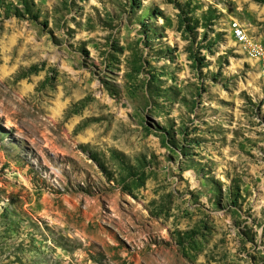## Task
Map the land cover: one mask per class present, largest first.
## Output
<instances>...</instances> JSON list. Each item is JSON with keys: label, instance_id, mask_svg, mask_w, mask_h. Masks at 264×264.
Wrapping results in <instances>:
<instances>
[{"label": "rangeland", "instance_id": "1", "mask_svg": "<svg viewBox=\"0 0 264 264\" xmlns=\"http://www.w3.org/2000/svg\"><path fill=\"white\" fill-rule=\"evenodd\" d=\"M263 0H0V264H264Z\"/></svg>", "mask_w": 264, "mask_h": 264}, {"label": "built area", "instance_id": "2", "mask_svg": "<svg viewBox=\"0 0 264 264\" xmlns=\"http://www.w3.org/2000/svg\"><path fill=\"white\" fill-rule=\"evenodd\" d=\"M232 38L235 44L244 47L250 57H256L264 62V50L260 45L252 43L246 36L244 29L238 23L231 24Z\"/></svg>", "mask_w": 264, "mask_h": 264}, {"label": "bare ground", "instance_id": "3", "mask_svg": "<svg viewBox=\"0 0 264 264\" xmlns=\"http://www.w3.org/2000/svg\"><path fill=\"white\" fill-rule=\"evenodd\" d=\"M257 63L259 64L260 68L262 69V71L264 72V62H261V60H259L258 58L256 57H253Z\"/></svg>", "mask_w": 264, "mask_h": 264}, {"label": "trees", "instance_id": "4", "mask_svg": "<svg viewBox=\"0 0 264 264\" xmlns=\"http://www.w3.org/2000/svg\"><path fill=\"white\" fill-rule=\"evenodd\" d=\"M264 1V0H263Z\"/></svg>", "mask_w": 264, "mask_h": 264}]
</instances>
